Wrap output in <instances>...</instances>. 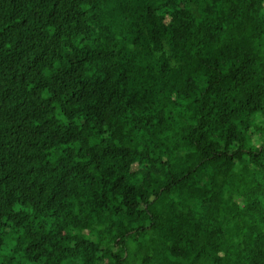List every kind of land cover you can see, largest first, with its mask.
<instances>
[{
  "label": "trees",
  "instance_id": "1",
  "mask_svg": "<svg viewBox=\"0 0 264 264\" xmlns=\"http://www.w3.org/2000/svg\"><path fill=\"white\" fill-rule=\"evenodd\" d=\"M0 264H264V0H0Z\"/></svg>",
  "mask_w": 264,
  "mask_h": 264
}]
</instances>
